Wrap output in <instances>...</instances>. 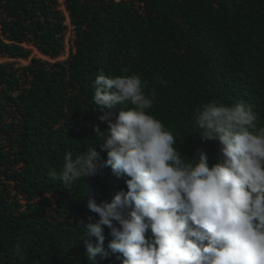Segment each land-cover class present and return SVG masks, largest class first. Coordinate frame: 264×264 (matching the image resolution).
Returning a JSON list of instances; mask_svg holds the SVG:
<instances>
[{
	"label": "trees",
	"instance_id": "16d2710c",
	"mask_svg": "<svg viewBox=\"0 0 264 264\" xmlns=\"http://www.w3.org/2000/svg\"><path fill=\"white\" fill-rule=\"evenodd\" d=\"M264 0H0V264H89L88 195L111 201L127 190L110 167L65 188L66 152L94 145V79L138 73L154 88L149 110L177 137L182 155H220L202 141L195 109L213 100L253 107L264 127ZM257 6L251 12L249 6ZM146 8L147 12L143 9ZM67 17L74 38L65 55ZM240 18V20H236ZM234 20L232 24L229 22ZM194 28V30H193ZM43 56L31 58L32 49ZM166 83H161L160 79ZM119 109H117L118 111ZM101 161L107 152L95 145ZM219 159V158H218ZM88 192V194H87ZM105 247L114 239L105 226ZM100 264H122L110 249Z\"/></svg>",
	"mask_w": 264,
	"mask_h": 264
},
{
	"label": "clouds",
	"instance_id": "9594fccd",
	"mask_svg": "<svg viewBox=\"0 0 264 264\" xmlns=\"http://www.w3.org/2000/svg\"><path fill=\"white\" fill-rule=\"evenodd\" d=\"M122 72L101 69L93 82L98 119L108 128L96 124L97 142L75 158L66 152L62 169L49 172L69 189L103 167L127 178V190L110 202L88 195L87 206L98 215L84 226L85 236L96 238L86 242L89 264H100L109 249L122 255V264H264V127L257 126L253 107L215 100L197 107L199 138L218 140L220 155L210 163L198 149L189 158L149 111L155 89L146 91L147 81L127 74V66ZM105 226L114 237L107 248Z\"/></svg>",
	"mask_w": 264,
	"mask_h": 264
},
{
	"label": "rangeland",
	"instance_id": "374dc122",
	"mask_svg": "<svg viewBox=\"0 0 264 264\" xmlns=\"http://www.w3.org/2000/svg\"><path fill=\"white\" fill-rule=\"evenodd\" d=\"M60 3H61V10L63 12H65V6H64V0H59ZM264 5V4H263ZM250 9L251 12H254L256 13L257 12V6L253 5V6H249L248 7ZM143 9L145 10V12H147L146 8L143 6ZM236 20H240V18L236 19ZM231 24L233 22H236L234 20H230L229 21ZM67 25H68V33H67V36H66V52H65V55L60 57L59 59L57 60H64L68 57L70 51H71V48H72V40L74 38V33L72 31V27L69 25V22H68V17H67ZM194 30V28H193ZM28 48L32 49V53H31V58L33 56H37V57H40L44 60H47V61H51V62H54L56 60H53V59H49L45 56H43L37 49H35L34 47H31V46H28ZM8 61H11V62H17L16 63V66H24V65H27L29 63L30 60H10L9 58H0V64L1 63H4V62H8Z\"/></svg>",
	"mask_w": 264,
	"mask_h": 264
}]
</instances>
